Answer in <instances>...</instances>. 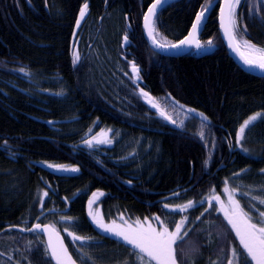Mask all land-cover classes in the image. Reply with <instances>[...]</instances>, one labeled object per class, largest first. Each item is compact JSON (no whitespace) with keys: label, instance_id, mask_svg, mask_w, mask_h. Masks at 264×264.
<instances>
[{"label":"trees","instance_id":"16d2710c","mask_svg":"<svg viewBox=\"0 0 264 264\" xmlns=\"http://www.w3.org/2000/svg\"><path fill=\"white\" fill-rule=\"evenodd\" d=\"M153 1L0 0L1 264H52L40 236L6 231L35 224L58 231L77 264H135L136 251L89 222L87 200L97 191L104 193L99 203L106 222L163 223L171 230L183 221L174 244L178 264H228L234 249L239 264H251L205 199L227 188L239 204L257 208L253 193L264 190V79L228 57L217 24L221 0H178L154 20L157 41L176 43L202 7L216 2L200 38L204 47L209 41L216 47L212 55L153 53L141 27ZM84 3L89 13L71 54ZM235 18L238 44L264 48V0H240ZM123 37L130 45L125 51ZM130 64L138 69V86L154 100L171 99L205 121L212 153L196 134L144 106ZM257 114L244 134V155L236 133ZM104 128L113 146L82 145ZM48 164L78 171L62 174ZM189 202L186 211L173 210Z\"/></svg>","mask_w":264,"mask_h":264},{"label":"snow or ice","instance_id":"6c2138e0","mask_svg":"<svg viewBox=\"0 0 264 264\" xmlns=\"http://www.w3.org/2000/svg\"><path fill=\"white\" fill-rule=\"evenodd\" d=\"M239 2L240 0H225L227 13L225 12V7L222 6L220 9L221 27L224 30L225 36L229 38L230 47L233 46V33L236 32L237 20L235 18V8L236 5L239 4ZM163 3L164 0H155V3L148 9V14L144 16L145 27L149 29L150 38H152V17L156 15L158 7ZM209 7L210 4L204 5L202 7L201 11L195 16V21L191 26L192 30L184 39L180 40L178 43L158 44L157 41L153 38V44L158 48H164L165 46H167L168 48L179 50L182 47L190 46L194 43L195 47L197 49H200L202 45L198 40L195 39V35L201 29L203 19L205 18V13L209 9ZM87 9L88 4L84 3V5L80 8V16L76 21L77 27L80 26L81 20L84 19ZM209 44H211V41H209ZM243 44L251 52L258 53V55H254L251 58H244V63L249 66L258 67L261 70H264V48H258L248 40H244ZM78 59L79 57L74 54L73 62L75 63ZM132 72L138 79V69L135 65H133L132 67ZM142 95L147 96L148 94L142 92ZM152 106L157 107V105L155 104H153ZM204 119L206 120L207 117H204ZM254 119H256V117H251L250 120L244 122V125L237 133V143L240 142L245 127H247L251 123V120ZM89 146H91V144H89ZM48 167L51 168L53 167V165H48ZM63 170L72 172L78 171V169L76 168H64ZM225 191H228V189L226 188ZM44 195L46 196L47 193H44ZM96 195V193H93V197H95ZM214 199H216L218 203L220 202L219 197H214ZM229 202L233 206L232 214L229 215L228 213H225V219L227 220L228 224L231 225L232 230L235 232L240 246L245 250V252L247 253V257H249L251 261L254 262V264H264V219H258L257 221L253 222L252 217L249 216L248 213L241 208L239 202L233 199L232 193H229ZM92 203H94V201L89 200V205H91ZM260 203L264 204V200H261ZM188 206H191V202H189ZM165 207L168 208L169 205L165 204ZM186 207L187 206H179L178 210L186 211ZM173 210L175 211L177 209ZM260 217L264 218V210L260 211ZM152 219L158 221L159 217H153ZM137 224H139V221L137 222ZM98 226L102 227L106 232H113L114 235L122 238L125 243L131 245L133 249H137L138 252H134L133 254L140 257L141 264H151V261H155V264H178L173 245L176 243L178 238H182L179 237V232L183 226V221L176 225L175 232H169L168 228L165 227L163 223L160 224L159 231L156 227H153L152 224H149L147 228L138 227L136 229H130L128 231H114L113 228L104 225L103 223L98 224ZM34 227L36 231L42 230L46 233H50L49 226H44L43 229H41V225L37 224ZM23 230L24 229H21V231ZM69 235H72V233H69ZM56 239L57 241H59L58 235H56ZM73 239L81 238L78 236H73ZM51 241L52 234L50 233L49 249H51L52 258L56 260V264H74L72 258L67 253V249L64 248L63 243L61 242L59 245V249H57L52 245ZM233 254L237 255L238 251L234 249ZM144 256L148 257V261H144ZM229 264H232V261H229Z\"/></svg>","mask_w":264,"mask_h":264},{"label":"rangeland","instance_id":"374dc122","mask_svg":"<svg viewBox=\"0 0 264 264\" xmlns=\"http://www.w3.org/2000/svg\"><path fill=\"white\" fill-rule=\"evenodd\" d=\"M241 48H243L245 51H247L250 54H258V53H253L251 52L249 49H247L243 43H239ZM74 54L76 56L79 57V55L77 54L76 49L74 50ZM77 61V60H76ZM157 103V104H156ZM153 104L158 105L156 107V110H160L161 113H163V115L165 117H168L171 121H173L175 124H177V126H179L180 128H183L185 130H189L190 132H193L194 134H196L200 139H202L206 146L208 147L210 153L213 152L214 149V141L212 140V136L211 133L208 129V126L206 125L205 121L201 118L198 117V114L196 112H194L193 110H189L186 109L185 107L180 106L178 103L172 101L171 99H168L166 97L163 98H159L153 101ZM182 108V109H181ZM162 109V110H161ZM166 114V115H165ZM198 117V118H197ZM252 117H256V119L251 120V123L245 127L244 129V133L242 135V138L240 139V142L237 143L238 149L240 150V152L244 155H249L247 146L245 147L242 142L244 139V134L245 132L255 123V121L259 118V114L254 115ZM251 118V117H250ZM250 118H248L247 120H250ZM246 120V121H247ZM244 125V123L240 126V128ZM240 128L237 130V133L240 131ZM237 133H236V137H237ZM99 141V142H97ZM110 141V142H109ZM89 144H91V146H89ZM82 145L86 148H93V147H106L109 148L111 146H113V140L111 138V132L109 129L104 128L101 129L99 132H96L92 135H90L83 143ZM48 165H53V167H48L50 170L58 172V173H62V174H69L71 171H64V168L67 169H72L70 167H66V166H59V165H54V164H48ZM47 165V166H48ZM262 194H256L257 197H255V194L253 193V198L252 200L254 201V203L256 202V207L252 208L250 207L248 210L246 208V206H243L242 204H240L241 208L248 213L249 216L252 217V221L255 222L258 219H264L260 217V211L264 210V204H261L259 201L264 200V190L263 188L261 189ZM258 192V189H257ZM97 195L95 197H93V193L88 197L87 200V217L89 222L92 224V226L102 235L109 237L113 240H116L119 243L124 244L125 246L131 248L132 250L138 252L137 249H133L131 245L125 243L123 241L122 238L116 236L113 234V232H106L104 231V229L102 227H99L98 224L103 223L104 225H107L111 228L114 229V231H121V230H125L128 231L130 229H136L138 227H143V228H147L149 224H151L150 222H145L144 224L138 226V227H132V226H126L123 224H118V223H113V222H106L105 219L102 216L101 213V208H100V200L103 198L104 193L97 191L94 192ZM229 193H232V197L233 199L237 200L234 196H233V192L230 191H225V188H223L221 190L220 193H213L210 194L208 197H206V203L208 205V208L213 205L216 207L218 213H220L223 218L225 219V213H228L229 215L232 214V209L233 206L232 204L229 202ZM250 193V192H249ZM102 194V195H101ZM214 197H219L220 202L218 203L216 199H214ZM89 200H93L94 203H92L91 205H89ZM259 202V204H258ZM253 203V202H252ZM189 204H185V205H175L176 209L179 208V206H187L186 210L189 209L191 206H188ZM174 208V205H173ZM91 213V215H90ZM226 223L228 224L227 220L225 219ZM181 223V222H179ZM153 227H156L154 225H152ZM228 226L231 228V225L228 224ZM157 230H160V227H156ZM232 229V228H231ZM169 230V229H168ZM176 231V227H173L171 230H169V232H175ZM233 231V230H232ZM234 232V231H233ZM235 234V232H234ZM182 235V228L179 232V237ZM1 238V237H0ZM237 238V237H236ZM1 240V239H0ZM6 240V239H5ZM238 240V239H237ZM1 242V241H0ZM239 243V240H238ZM174 247V245H173ZM143 255V254H140ZM247 256V253L246 255ZM135 258V264H141L140 261V257L139 256H134L133 259ZM147 258V259H145ZM248 258V257H247ZM144 261H148V257L144 256L143 257ZM249 259V258H248ZM249 259V263H250ZM230 261H232V264H239L238 263V258L236 255H231V259ZM155 261H151V264H154ZM1 264V263H0ZM229 264V262H228ZM251 264H254V262H251Z\"/></svg>","mask_w":264,"mask_h":264},{"label":"water","instance_id":"95a60500","mask_svg":"<svg viewBox=\"0 0 264 264\" xmlns=\"http://www.w3.org/2000/svg\"><path fill=\"white\" fill-rule=\"evenodd\" d=\"M178 0H164V3L158 7L157 9V12H156V15L152 17V20H151V29H152V38L149 37V29H147L145 27V20H144V17H143V20H142V33H143V38L144 40L146 41V43L148 44L149 48L151 50H153L154 52H156L158 55L160 56H163V57H166V58H178V57H182L184 55H186L187 53H189L192 49L194 51H198L199 49H197L195 47V44L193 43L192 45L190 46H185V47H182L180 48L179 50H176V49H171V48H168L167 46H165L164 48H158L156 47L154 44H153V38L155 39L154 37V29H153V24H154V20L155 18L157 17V15L159 14V12L161 10H163L164 8L168 7L169 5L177 2ZM155 3V1L149 5V7L147 8V11L145 13L148 14V9ZM225 7V12L227 13V6L225 5V0H222L221 3H220V6H219V14H218V24H219V31L221 33V36H222V39H223V42H224V45L226 47V50H227V53H228V56L230 58H232V60L236 63V65L246 74H249L251 76H255V77H260V78H264V70H261L260 68L258 67H253V66H249L247 64L244 63V56L242 54V52L240 51V49L235 45L234 41H233V46L230 47L229 46V38L225 36L224 34V30L222 29L221 27V7ZM212 5H210L209 9L206 11L205 13V18L203 19V22H202V27L201 29L196 33L195 35V39L198 40L203 28H204V25L206 23V21L209 19V12H210V9H212ZM144 15V16H145ZM80 14L78 15V18H79ZM85 18V17H84ZM84 20V19H83ZM83 20H81L80 22V26L83 22ZM195 21V19H194ZM193 21V22H194ZM79 27H77V25L75 26V31H74V35L77 33V31L79 30ZM192 30V28H190L189 32ZM188 32V33H189ZM188 35V34H187ZM186 35V36H187ZM184 39V38H183ZM156 40V39H155ZM158 43V42H157ZM178 43V42H177ZM160 44V43H158ZM128 46V41L124 38L123 39V45H122V50L125 51V48ZM214 52V49L211 48V49H204L201 53H200V56L201 57H204V56H207V55H210ZM244 57V58H243ZM131 72H132V69H131ZM133 74V72H132ZM134 75V74H133ZM142 92L141 90H139V94L142 96V97H145L147 99H149V102L151 100V98L147 95H142ZM144 93V92H143ZM149 102H147V105H149ZM35 226V225H34ZM32 226L30 229H27V230H23L21 231L22 228H17V227H14V228H10V229H6L7 231L11 230V231H15V232H18L20 234H31V233H37L38 235L42 236L43 240H44V243H45V246H46V249H47V253H48V256H49V259L51 261L52 264H56V260L52 258V254H51V249H49V235L50 233L52 234V245L54 247H56L57 249H59V245L60 243L62 242L63 243V246L65 249H67V253L68 255L72 258V261L74 262V264H77L76 261L74 260L73 256L71 255V253L69 252L67 246H66V243L64 241V238L63 236L57 232L52 226L50 225H42L41 224V229H43L44 226H49L50 228V233H46L44 231H36L35 230V227ZM56 235L59 236V241H57L56 239Z\"/></svg>","mask_w":264,"mask_h":264},{"label":"bare ground","instance_id":"6f19581e","mask_svg":"<svg viewBox=\"0 0 264 264\" xmlns=\"http://www.w3.org/2000/svg\"><path fill=\"white\" fill-rule=\"evenodd\" d=\"M155 1V0H154ZM153 1V2H154ZM222 1V0H221ZM221 1L219 2V6H220V3H221ZM152 2V3H153ZM151 3V4H152ZM215 4H216V2H214V3H211V5H212V7H214L215 6ZM89 7V6H88ZM149 7V6H148ZM211 10L212 9H210V12H211ZM146 11H147V9H146ZM162 11V10H161ZM160 11V12H161ZM159 12V13H160ZM209 12V13H210ZM88 11L86 12V14H85V18H84V20H83V22H82V24H81V26H80V28H79V30L82 28V25L84 24V22L87 20V16H88ZM146 13V12H145ZM145 13H144V15H145ZM80 14V11H79V13H78V15ZM218 14H219V10H218ZM78 15H77V18H76V21H77V19H78ZM210 15V14H209ZM144 17V16H143ZM195 19V18H194ZM143 20V19H142ZM76 21H75V24H74V28H73V32H72V35H71V41H70V53L72 54L73 53V48L75 47L74 46V43H75V40H76V37H77V34H78V32H80L79 30L77 31V33L74 35V31H75V26H76ZM194 21V20H193ZM206 23H207V21H206ZM206 23H205V25H206ZM217 24H218V20H217ZM205 25H204V27H205ZM192 26V25H191ZM127 27H129V26H127ZM142 27V26H141ZM191 28V27H190ZM153 29H154V24H153ZM203 30H204V28H203ZM203 30H202V32H203ZM218 31H219V24H218ZM202 32H201V34H200V36H199V38H198V41H199V43L202 45V43H201V40H200V38H201V35H202ZM143 34V33H142ZM219 34H220V37H221V41H222V43H223V46H224V48H225V50H226V47H225V45H224V42H223V39H222V36H221V33H220V31H219ZM125 36V35H124ZM154 37H155V32H154ZM186 37V36H185ZM184 37V38H185ZM233 37H234V33H233ZM126 39L127 41H128V46L125 48V50L127 49V48H129V40L126 38V37H123L122 38V45H123V39ZM155 39H156V37H155ZM182 40V39H181ZM156 41H157V39H156ZM234 43H235V45L240 49V51L242 52V54H243V56L245 57V58H251V57H253L254 56V54H250V53H248L247 51H245L243 48H241L240 47V45L238 44V42L236 41V39H235V37H234ZM146 42V41H145ZM158 42V41H157ZM179 42V41H178ZM158 43H160V42H158ZM177 43V42H176ZM160 44H162V43H160ZM148 45V44H147ZM122 47V46H121ZM149 47V46H148ZM211 48H213L214 49V52L216 51V47L215 46H213V45H211V44H209V42H208V44H207V46L206 47H204L203 45H202V47L196 52V51H194L193 49L189 52V53H187L186 55H188V54H190V53H195L196 55L195 56H198V57H201L200 56V53L204 50V49H211ZM150 49V48H149ZM151 50V49H150ZM153 53H155L156 55H158L156 52H154L153 50H151ZM213 52V53H214ZM226 52H227V50H226ZM212 53V54H213ZM78 54H80V52L78 53ZM212 54H210V55H212ZM210 55H207V56H210ZM227 55H228V53H227ZM256 55H258V54H256ZM158 56H160V55H158ZM185 56V55H184ZM161 57H163V56H161ZM205 57V56H204ZM229 57V56H228ZM243 57V58H244ZM164 58H166V57H164ZM230 58V57H229ZM231 60H232V58H230ZM233 61V60H232ZM234 62V61H233ZM235 63V62H234ZM236 64V63H235ZM130 76L131 77H133V81H134V85H135V88L137 89L136 91L138 92V94H139V90H141V91H143L141 88H140V86H138V84H139V78L137 79L136 78V75H133L132 74V72H131V69H132V67L133 66H131V64H130ZM240 69V68H239ZM241 70V69H240ZM242 71V70H241ZM249 75V74H248ZM251 76V75H250ZM252 77H255V76H252ZM256 78H260V77H256ZM260 79H264V78H260ZM144 92V91H143ZM144 93H146V92H144ZM148 94V93H147ZM140 95V94H139ZM141 96V95H140ZM139 96V97H140ZM148 96L151 98V100H150V102H149V99H147V98H145V97H142V98H144V106L146 107H148V108H150L152 111L153 110H155L156 109V107H153L152 105H153V101H154V99L148 94ZM147 102H149V105H147ZM157 104V103H156ZM158 106V105H157ZM159 107V106H158ZM149 109V110H150ZM182 109V108H181ZM162 110V109H161ZM157 111V110H156ZM157 112H160V110L159 111H157ZM158 115V114H157ZM166 115V114H165ZM162 116V115H161ZM162 117H164V115L162 116ZM166 118V117H165ZM164 119V118H163ZM166 120V119H165ZM68 175V174H67ZM71 175V174H70ZM35 225H37V224H35ZM41 225V224H40ZM32 226H34V225H32ZM31 226V227H32ZM31 227H28L29 229L31 228ZM14 228V227H13ZM18 228V227H17ZM10 229V228H9ZM24 230H27V229H24ZM7 231V230H6ZM9 231H11V230H9ZM15 232V231H14ZM58 232V231H57ZM18 233V232H17ZM20 234V233H19ZM31 234H36V235H38L37 233H31ZM21 235H24V234H21ZM26 235H30V234H26ZM38 236H40V235H38ZM41 238H42V236H40ZM43 239V238H42ZM44 241V240H43ZM45 244V243H44ZM46 247V246H45ZM46 251H47V249H46ZM48 254V253H47ZM49 257V256H48Z\"/></svg>","mask_w":264,"mask_h":264}]
</instances>
